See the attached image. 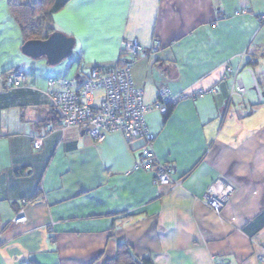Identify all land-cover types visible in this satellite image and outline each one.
Instances as JSON below:
<instances>
[{"label":"crops","instance_id":"1","mask_svg":"<svg viewBox=\"0 0 264 264\" xmlns=\"http://www.w3.org/2000/svg\"><path fill=\"white\" fill-rule=\"evenodd\" d=\"M53 4L55 31L75 39L72 56L55 66L23 53L25 37L0 0V264H108L121 243L152 264H264V0ZM127 41L143 55H123ZM126 63L146 105L164 89L218 92L180 101L167 119L149 116L158 162L182 182L175 189L154 183L156 166L137 167L143 141L132 150L118 132L97 142L81 129L60 131L50 82L80 83ZM14 72L27 82L9 88ZM236 77L248 93L231 99ZM218 179L235 194L217 213L203 198ZM22 209L29 222L15 224Z\"/></svg>","mask_w":264,"mask_h":264},{"label":"built area","instance_id":"2","mask_svg":"<svg viewBox=\"0 0 264 264\" xmlns=\"http://www.w3.org/2000/svg\"><path fill=\"white\" fill-rule=\"evenodd\" d=\"M261 23L264 25V15L261 17ZM161 48L160 41H156L152 51L157 52ZM143 53V47L137 43L127 41L124 44L123 55H132L136 59ZM245 57L246 54L242 58ZM228 71L232 72L231 68H228ZM26 82L27 78L21 72L11 73L5 80L9 88L21 87ZM49 86L51 104L61 118V132L81 129L97 142H101L106 134L118 132L124 135L132 150L136 149L135 142L143 141L140 148L141 162L137 167L150 169L156 166L154 183L172 185V189L181 186L182 182L173 181L174 169L171 165L158 162L154 149L156 134L149 125V116L153 112L165 115L170 106H175L180 101H196L205 96L218 94L214 89H200L192 93L172 95L168 89H164L160 93L159 100L146 105L143 102L144 91L135 85L130 65L127 63L110 72L93 69L80 83L54 79ZM254 87L261 98L256 81ZM247 93V88L236 77L231 99L234 96L244 98ZM42 145L43 138L37 137L33 143L35 150L40 151ZM234 194L233 187L218 179L205 194L203 203L208 209L218 213L226 207ZM13 222L18 225L29 222L25 209L19 211ZM217 264H226V262L220 261Z\"/></svg>","mask_w":264,"mask_h":264},{"label":"trees","instance_id":"3","mask_svg":"<svg viewBox=\"0 0 264 264\" xmlns=\"http://www.w3.org/2000/svg\"><path fill=\"white\" fill-rule=\"evenodd\" d=\"M8 2L10 12L18 23L25 37V42L29 40H46L56 32L52 15L58 8L53 4V0H39L33 3L24 2L23 0H8ZM173 107H169L168 113L164 115L165 119L170 116ZM108 264H152V262L148 258L137 259L130 249L121 243L117 258Z\"/></svg>","mask_w":264,"mask_h":264},{"label":"water","instance_id":"4","mask_svg":"<svg viewBox=\"0 0 264 264\" xmlns=\"http://www.w3.org/2000/svg\"><path fill=\"white\" fill-rule=\"evenodd\" d=\"M75 39L61 32L53 33L46 40H29L25 42L22 51L33 59L45 57L52 66L62 63L72 56Z\"/></svg>","mask_w":264,"mask_h":264},{"label":"clouds","instance_id":"5","mask_svg":"<svg viewBox=\"0 0 264 264\" xmlns=\"http://www.w3.org/2000/svg\"><path fill=\"white\" fill-rule=\"evenodd\" d=\"M90 29L89 28H85L82 32L81 35H87L89 34ZM107 33L104 30H101V33L97 36H95L94 38V44L98 45V47L93 49V52L91 55L93 56H98L102 46H99V42L103 39V36L106 35ZM114 51V50H113Z\"/></svg>","mask_w":264,"mask_h":264}]
</instances>
